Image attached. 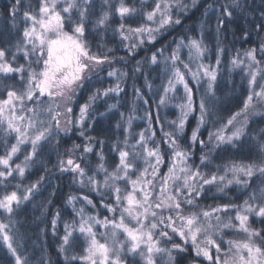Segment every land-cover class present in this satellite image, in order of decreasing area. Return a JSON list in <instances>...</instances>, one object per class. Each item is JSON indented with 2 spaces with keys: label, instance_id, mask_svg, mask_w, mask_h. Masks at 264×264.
<instances>
[{
  "label": "trees",
  "instance_id": "16d2710c",
  "mask_svg": "<svg viewBox=\"0 0 264 264\" xmlns=\"http://www.w3.org/2000/svg\"><path fill=\"white\" fill-rule=\"evenodd\" d=\"M124 2L126 5H134L140 9V0H124ZM154 2L155 0H146L143 9L134 17L127 19L125 23L133 28L148 23L143 18V12L151 11ZM234 2L238 6H233ZM15 3L16 0H0V47L8 48L10 53L15 51L16 42L22 39L25 27L23 13L30 9H37L39 0H21L20 11L13 17L11 9ZM182 3L188 7L181 9L174 6L171 10L173 18L180 19L179 24L165 26L154 33V40L147 39L139 46L132 48L117 31L121 21L115 13V7L119 4V0H110L112 14L104 28L95 27V22L103 11L109 9L103 4V0H93L86 21L85 39L93 53L101 56L106 54L111 62L94 71L90 78L82 82L83 87L78 88L75 93L74 108H77L79 104L89 103V97L94 94L97 98L91 103L81 125L75 123L76 126L67 133L57 130L49 139L41 142L37 154L28 162L29 168L22 179L14 173L4 182L7 185L6 189L0 185V197L6 191L16 190L23 194L24 185L25 187L37 185L29 200L24 201V204L21 203L19 207L14 205L11 223H9V215L0 210V214L6 218H4L6 222L2 223L9 224L8 234L13 237V246L16 247L17 254L27 260V264H66V254L70 255L73 252L77 255L83 254V237L78 231L73 233L75 245L68 248L67 253L60 250L65 226L76 228L79 226L81 217L77 213L80 209L84 210L85 218L96 216L103 220L105 217L111 219L114 215L115 218L118 216L119 211L113 214L104 207L105 204H115V194L103 187L93 190L87 177L95 176L96 181L102 185L105 174L98 170L101 163L98 153L103 152V163L108 171L112 172L119 163V154L114 147L124 149L125 140H129L130 144L126 150H131L132 145H137L141 132L145 136L148 148L159 147L163 157V162L159 165V176L166 174L170 164H173L174 147L188 153L187 164L193 170L199 169L205 178H210L212 175L224 176L227 172V179H232L233 174L227 169L233 163L260 164L264 161V151H262L264 109L249 119L244 127L243 135L238 141H234L235 147L227 143L216 146L218 142L214 137L209 142V134H215L225 125L230 116L239 112L249 94V77L244 66L234 67L231 61L234 58H244L243 55L247 50L256 49V58L264 62V53L259 51L264 41V0H196L195 6H192V0H182ZM225 6L232 13L231 17L225 14ZM77 18L76 13H73V19ZM65 28L71 30L67 22ZM192 40L202 42L206 49L204 60L209 59L214 63H217L218 57L220 60L219 64L215 63L217 78L213 85V95L201 99L207 111L205 123L199 127L198 131L199 140L204 141L203 146L199 142L193 144L191 140L192 131L197 128L201 115L199 110L201 100L198 99L196 84L191 79L187 80L191 89L193 88L194 110L187 118L182 133L172 121L179 120L178 114L181 111L179 106L183 99L186 101V94L180 90L176 91V96L169 107L161 104L152 95L155 88L158 87L159 90L171 79L174 65L175 67L183 65L181 61H178L183 57L181 54L177 60L171 59L174 54L180 53L177 47L188 50V41ZM220 49L223 51H219ZM153 55L157 57L156 63L152 62ZM8 58L11 59V55ZM244 61H247V57ZM20 64L24 65L23 53L17 54L14 66ZM109 72H115V75L109 76ZM4 83L13 85L17 90H23V84L18 76L11 78L0 76V99L6 98V92L3 90ZM117 84L121 89L118 93L110 92L107 96L103 95L105 90L115 88ZM47 98V96L43 97L44 100ZM113 105L115 107H111ZM77 113L78 111L73 109L74 117ZM128 124L131 125L129 130ZM152 133L155 135L153 136ZM165 133L172 134L176 140L175 146H170L169 137ZM89 137L92 139L90 140ZM100 141H103V145ZM13 143L14 136L5 135L3 127L0 126V156L5 155L6 150ZM89 144L93 151L86 153L83 149ZM76 145L80 147L75 148ZM135 150L141 153L143 146L137 145ZM28 153H30L28 147L24 149L23 145L21 153L13 157L12 166L23 161L24 155ZM202 156L207 158L203 164ZM69 157L84 169L86 176L83 178V185L76 173L61 171V161L66 162ZM139 160L135 161V171L144 163V156ZM153 163H155L154 160ZM240 179L243 180L244 177L240 176ZM262 181H264V175L256 172L249 180L247 187L236 183L225 186L226 181L204 185V190L199 195L193 192L195 201L193 205L183 203L187 197V189H184L179 197L182 214L199 215L203 211H211L218 205H243L250 194L254 191L258 194V190L264 188ZM117 183L122 189L127 187L123 180ZM17 184L20 185L19 189L16 188ZM70 197H75L71 203H69ZM84 197L90 199L95 207L87 204ZM259 202L258 200L256 203ZM230 214L234 217L235 210H231ZM215 215H220L223 219L226 214L216 213ZM200 219L203 220L202 215ZM53 220L56 221L55 226H53ZM212 221L216 223L214 218ZM250 223L253 228L264 229V223L255 217L250 218ZM95 230L106 231L98 225L95 226ZM122 237L121 234L120 238ZM217 237L218 241H223L222 250H228L227 241L246 238L243 232L229 229H223L221 235ZM174 242L183 244L178 236L174 237ZM162 246L171 248V242ZM186 247L187 251L174 253L176 264H210L202 257H196L190 244ZM124 259L126 264H143L138 256L126 255ZM0 264H15V258L2 239H0ZM71 264H83V262L77 261Z\"/></svg>",
  "mask_w": 264,
  "mask_h": 264
},
{
  "label": "snow or ice",
  "instance_id": "6c2138e0",
  "mask_svg": "<svg viewBox=\"0 0 264 264\" xmlns=\"http://www.w3.org/2000/svg\"><path fill=\"white\" fill-rule=\"evenodd\" d=\"M93 0H39L38 8L28 10L23 13V21L25 27L22 32V39L15 44V51L10 53L6 47H0V76L11 78L18 76L23 84V90H17L13 85L4 83L3 90L6 92V98L0 99V126L3 127L5 135L15 134V144H11L6 150L5 155L0 156V185L5 189L7 185L4 183L9 177L15 173L21 179L25 175L26 169L29 167V161L37 154L41 142L46 141L52 135V126L37 128V121L33 118L24 115H18L17 110L21 112L25 110L26 101H33L36 105L41 104V98L48 97L49 105L48 113L52 114V119L56 122L55 126L58 131L67 132L69 129L61 127L57 117L61 115L57 109L60 104L57 103V98L64 101V109L66 113L72 112L71 103L78 88L83 87V81L90 78L85 73L91 72L96 66L110 63L109 57L93 53L87 40L85 39L86 21L92 8ZM103 4L109 10L102 12L100 17L95 22V27L104 28L107 26L111 17L110 0H103ZM146 4V0H140V9L136 6L126 5L124 0H119V4L115 7V13L120 18L119 31L122 39L127 40L130 36L141 37L145 33L148 35L149 41L155 39L153 33L159 32L162 28L171 24H179L180 19L173 18L172 7L177 6L181 9L187 8L188 5L182 3V0H155L151 11L143 12V18L147 22L157 25V27H148L146 24H141L138 27H131L125 21L134 17ZM196 0H192V6H195ZM21 0H16L15 5L11 9L12 16L15 17L20 11ZM233 6H238L235 4ZM73 13H76L77 19H73ZM225 14L229 17L232 13L225 6ZM68 23L71 32L65 31V23ZM143 43V40H140ZM30 46V47H29ZM132 48L136 44L131 45ZM190 49L195 51L197 59L203 57L206 49L201 41L192 40L189 44ZM111 51V49H109ZM219 51H223L220 49ZM259 51L264 53V41H262ZM23 53L24 59L27 61V67L20 64L14 66L17 59V54ZM11 55V59H9ZM247 57V62L234 58L231 63L234 67L244 66L248 75L249 94L243 103L242 109L230 116L226 125L217 130L215 134H209V142L213 137L219 144L227 143L235 147L234 141H238L244 133V126L247 123V117L250 110L255 109L254 99L259 103H264V67L261 66V61L256 58V49L247 50L244 53ZM34 57V59H32ZM152 62H157V57L152 56ZM173 61L178 57L174 54L171 58ZM191 59V56H190ZM220 63L219 57L217 64ZM33 64L39 67H33ZM184 67L191 72L194 80L199 81L200 73L192 72L189 65ZM198 68H203V75L208 78V90L211 92L213 84L216 81L217 74L203 64L198 65ZM109 76H114L115 72H109ZM173 77L169 79L168 86L164 89L165 94L175 90V84H182L186 94V103L181 104V115L178 121H172L180 133L183 132L187 117L194 110L192 89L185 80L184 74L178 68L173 66ZM258 77L260 80L258 81ZM259 91H256V88ZM119 84L115 88H109L103 92L107 96L110 92L118 93L120 91ZM99 93V90H97ZM97 98L94 94L89 97V103L80 107V123H83L84 117L87 114L91 103ZM161 104L165 102L161 98ZM115 107V105L111 106ZM200 117L197 128L192 131L191 140L193 144L199 142L204 145L203 140H199V127L205 123L207 115L206 107L201 100L199 105ZM28 112L36 113L35 108H27ZM238 117H243L240 121V127L235 128L231 135L225 136V128L233 126ZM23 122V123H21ZM41 125L43 121H39ZM66 125L72 121L66 118ZM130 123V121H129ZM34 130V131H33ZM83 135V133H81ZM154 136L155 133H152ZM169 137L170 146L176 145V140L171 133H165ZM91 140L92 138L89 137ZM30 144L31 152L24 157L23 164H15L12 166L13 157L21 150V145ZM103 145V141H100ZM137 145L143 146L144 163L147 165L142 170L135 169V159L140 157V153L136 152ZM137 145H132L133 151L126 150L128 148L127 140H125L124 149H116L119 154V163L115 166L112 172H109L105 167L104 155L101 151L98 153L101 163L98 170L103 172L104 180L102 185L96 181L95 176H88L87 181L93 187V190H98L99 187L110 189L115 194V204H105L104 207L113 214L119 211L118 220L115 218L105 217L103 220L96 216L84 217V210L80 209L77 213L81 220L78 228L69 225L65 226V234L62 237L61 252L67 253L68 248L73 247L76 241L73 239V233L78 231L83 237L84 248L83 254L77 255L74 252L70 255H65L66 264L71 262H83V264H126L124 257L131 255L138 256L143 264H176V256L174 253H183L187 251V245L191 248L196 257H202L210 262V264H264V229H256L251 226L250 218L255 217L261 223H264V188H260L249 195L243 205H218L211 211H203L201 214L192 213L189 215L182 214V204L179 197L183 194V190L187 189V197L183 203L193 205V192L199 195L204 190V185H212L217 181L224 182L226 185L236 183L238 185L248 186L252 176L259 172L264 175V161L260 164H236L233 163L227 171L232 172L233 178L227 179V172L224 176L217 177L212 175L210 178L205 176L199 169L193 170L187 164L188 153L182 152L174 148V156L178 158L179 163L170 164L168 173L159 176V165L163 162V157L159 147L148 148L145 143L143 133L139 134ZM79 148V145L74 146ZM84 152L90 153L93 151L89 144L84 147ZM264 151V145H262ZM131 158V159H130ZM207 158L201 157L203 164ZM153 160L155 163H153ZM151 168L152 178L147 179L149 174L148 169ZM61 171H71L80 177L81 185L84 184L86 173L81 168L79 163H76L72 158L67 161H61ZM183 173V176L177 173ZM135 175V179H133ZM243 176L244 179H240ZM159 177L161 184L159 193L155 194V185L153 181ZM123 180L125 185L130 186L122 189L118 185V181ZM182 181V183H177ZM197 181V183H191ZM202 181V183H199ZM39 183V182H37ZM264 183V181H262ZM36 184H32L24 190L22 195L17 191L5 192L0 197V210H3L9 215V223H11V214L14 212V205H19L29 200ZM19 189L20 185L17 184ZM222 190V189H221ZM173 192L175 194H173ZM75 197L69 198V203ZM87 204L95 207L93 202L87 197L83 198ZM259 203H256L257 201ZM235 210V216L230 213ZM159 210V211H157ZM165 211L175 213V215H165ZM216 213H225L222 219ZM202 215L203 220L200 219ZM213 218L216 221L212 223ZM236 221L238 223H234ZM56 221L53 220V226ZM106 229L104 232L95 230V226ZM9 224L0 222V239L3 240L11 255L15 258V264H27L26 259H22L17 254L16 247L13 246V237L8 234ZM159 229V231H157ZM223 229L235 230L243 232L245 239L227 241L229 248L222 259L221 253L222 240H217ZM121 234L124 239H121ZM178 236L183 244L174 242V237ZM259 241V242H258ZM171 242V248L162 246ZM213 249L215 252H213Z\"/></svg>",
  "mask_w": 264,
  "mask_h": 264
},
{
  "label": "rangeland",
  "instance_id": "374dc122",
  "mask_svg": "<svg viewBox=\"0 0 264 264\" xmlns=\"http://www.w3.org/2000/svg\"><path fill=\"white\" fill-rule=\"evenodd\" d=\"M146 25L148 26V27H153V28H155V27H157V25H155V24H152L151 22H148V23H146ZM65 31H69V30H67V28H65ZM69 32H71V30L69 31ZM153 35H154V33H153ZM148 39V35H147V33H145L143 36H141V37H136V36H130V38L129 39H127V42L130 44V45H132V44H136V47L137 46H139L140 44H142V43H140V40H143V42L145 41V40H147ZM127 43V44H128ZM188 44H190V41H188ZM203 45V44H202ZM30 47V46H29ZM178 49L177 50H179L180 51V53L179 52H177V54L178 55H176L178 58H180V54H181V56H183L181 59H178V61H181V63L183 64V65H178V67H175V68H178L179 70H180V72L181 73H183L184 74V77H185V80L187 81L188 79H191L195 84H196V86H197V88H198V99L199 100H201V99H203V98H207V96H211V95H213V91H214V86H213V89H212V91L210 92L209 90H208V83H209V81H208V78L207 77H205L204 75H203V71H204V69L203 68H198V65H200V64H203V65H205L206 67H208L210 70H213V71H215V72H217L216 70H217V67H216V64L214 63V62H210L209 61V59H205L204 60V55H203V57L202 58H200V59H197L196 58V55H195V51L193 50V49H190L189 47H187L188 48V50H185L183 47L182 48H179V46L177 47ZM204 54H205V52H204ZM190 56H191V59H190ZM244 56V58H240V60H244L246 57H245V55H243ZM32 59H34V57L32 58ZM177 61V62H178ZM247 62V61H246ZM106 64V65H105ZM107 62L106 63H104L103 65H100V66H96L91 72H88V73H85V75L86 76H91V74L94 72V71H96L97 69H100L101 67H103V66H107ZM185 64H187V65H189V68H191V71L192 72H197V71H199V73H200V76H199V81H197V80H194L193 79V77H192V74H191V72H189L188 71V69H186L185 67H184V65ZM24 65H25V67H27V61L24 59ZM243 66V65H242ZM261 66L262 67H264V62H261ZM33 67L34 68H37V70H39V67L37 66V65H35V64H33ZM171 79H174V77H173V74H172V77H171ZM86 80V79H85ZM260 80V78L258 77V81ZM169 81V80H168ZM168 81L164 84V86L163 87H161L159 90H158V87L157 88H155L154 89V91L152 92V95L154 96V97H156V99H157V101H161V98L163 97L164 98V100H165V102L163 103L164 104V106H167L168 105V107H169V105H171L172 103H171V101H172V99L176 96V91H178V90H180V91H183V93H185V90L183 89L184 87H183V85L182 84H175V90L174 91H169L167 94H165V92H164V89L168 86ZM189 85V87L191 88V86H190V84H188ZM214 85V84H213ZM193 89V88H192ZM256 91H259V88L257 87L256 89H255ZM158 93V94H157ZM192 96H193V92H192ZM48 99V98H47ZM46 99V100H47ZM46 100H44L43 99V97L41 98V104L40 105H36L33 101H26V104H25V110L23 111V112H21L19 109L17 110V114L18 115H24V116H26V117H29V118H33V119H35L36 121H37V128H41V127H45V126H48L49 124L52 126V134L55 132V131H57V129H56V126H55V124H56V122L52 119V114H50V113H48V111H47V107H48V105H49V101L47 102ZM74 100H76L75 99V95H74V98H73V101H72V103H71V107H72V112H73V109L74 110H77L78 111V113H77V115L74 117V115L72 114V112L69 114V113H66L65 112V109H64V101L62 100V99H60V98H57V103H59L60 104V107H59V109H57V111H59L60 113H61V115L59 116V117H57V119L59 120V122H60V125H61V127H67L69 130L67 131V132H69L71 129H73L74 128V126H76V124L75 123H77V125L80 123V120H79V118H80V107L82 106V105H84V104H79L78 105V107L77 108H74V106L75 105H73V102H74ZM174 101V100H173ZM185 100L183 99L182 100V103L184 102ZM181 103V104H182ZM184 103H186V101L184 102ZM183 103V104H184ZM253 103L255 104V109L254 110H250L249 111V113H248V117H247V122L249 121V119L250 118H252L254 115H256V114H258L259 112H261L263 109H264V103H259V102H257L255 99H254V101H253ZM86 104V103H85ZM27 108H35L36 109V113H35V115H34V113H32V112H28L27 111ZM192 113V112H191ZM190 113V114H191ZM180 115H181V111H180V114H178V116H179V118H180ZM189 117V116H188ZM187 117V118H188ZM66 118H68V119H70L71 121H72V123L71 124H67L66 125V123H65V121H66ZM84 119H85V117H84ZM243 120V117H238L237 118V121L234 123V125L233 126H228V127H226L225 128V132H224V134H225V136H228V135H231V133L235 130V128H237V127H240V121H242ZM39 121H43L44 122V124L43 125H41L40 123H39ZM21 123H23V122H21ZM227 123V122H226ZM226 123H225V125H226ZM247 124V123H246ZM80 125H81V123H80ZM131 125H129L128 124V130H129V127H130ZM245 127V126H244ZM34 131V130H33ZM62 133H67V132H65V131H61ZM141 133H143V132H141ZM13 136H14V143L13 144H15L16 143V140H15V134L13 133L12 134ZM139 140V139H138ZM127 144H130V142H129V140H127ZM22 146L23 145H21V148H22ZM124 146H125V142H124ZM26 147H28V149H29V151L31 152V145L30 144H25L24 145V149L26 148ZM175 148V147H174ZM173 148V149H174ZM175 149H177V148H175ZM128 151H133V149L131 148V150H128ZM136 152H139V151H137V150H135ZM19 153H21V150H20V152ZM19 153H17V154H19ZM140 153V152H139ZM141 155H140V157L139 158H137V159H135V161H140L139 159L142 157V156H144V152H141L140 153ZM26 155V154H25ZM25 155H24V157H25ZM131 159V158H130ZM135 161H134V163H135ZM172 161H173V163H176V164H178L179 163V161H178V158H176L175 156H174V150H173V153H172ZM24 163V160L23 161H21V162H19V163H17V164H23ZM145 165V166H144ZM145 167H147V165L145 164V163H143V164H141V166L139 167V168H136V172H137V174H138V171L139 170H142V169H144ZM29 168V167H28ZM27 168V169H28ZM26 169V170H27ZM134 171H135V169H134ZM26 172V171H25ZM148 172H149V174L147 175V179H149V180H151V179H153L152 178V175H151V172H152V169L151 168H149L148 169ZM167 173H168V171H167ZM178 175H180V176H183V173H177ZM135 175H133V179H135L136 177H134ZM179 182L180 181H177V183L179 184ZM153 183H154V185H155V193H154V195L155 194H158L159 193V186H160V184H161V180L159 179V177H157L154 181H153ZM191 183H194V181H192ZM28 186H26L25 187V185H24V190L27 188ZM126 188H128V190H130V186H127ZM16 191V190H15ZM18 192V194H20V195H22V193H19V191H17ZM173 194H175L174 192H173ZM23 204H24V202H22ZM3 211V210H2ZM157 211H159V210H157ZM1 212V211H0ZM165 215H175V213H169V212H167V211H165V213H164ZM183 215H188V214H185V213H183ZM3 215H1L0 214V222H6V218L3 216ZM5 218V219H4ZM118 218H119V214H118V216L116 217V219L118 220ZM212 223L215 225L216 223L214 222V221H212ZM79 224V223H78ZM157 231H159V229L157 230ZM244 234V233H243ZM218 238V237H217ZM216 238V239H217ZM121 239H124V236L121 238ZM83 245H84V242H83ZM213 252H215V250L213 249ZM227 252V250H222V253H220V256H221V258L223 259L224 258V254Z\"/></svg>",
  "mask_w": 264,
  "mask_h": 264
}]
</instances>
